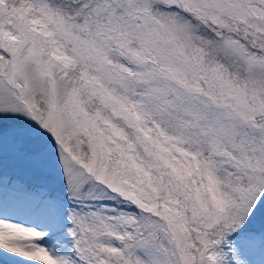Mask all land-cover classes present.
Here are the masks:
<instances>
[{
    "label": "snow or ice",
    "instance_id": "6c2138e0",
    "mask_svg": "<svg viewBox=\"0 0 264 264\" xmlns=\"http://www.w3.org/2000/svg\"><path fill=\"white\" fill-rule=\"evenodd\" d=\"M0 264H264V0H0Z\"/></svg>",
    "mask_w": 264,
    "mask_h": 264
}]
</instances>
